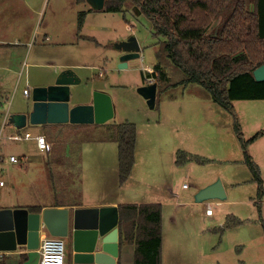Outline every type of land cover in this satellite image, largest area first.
Returning <instances> with one entry per match:
<instances>
[{
	"label": "rangeland",
	"instance_id": "obj_1",
	"mask_svg": "<svg viewBox=\"0 0 264 264\" xmlns=\"http://www.w3.org/2000/svg\"><path fill=\"white\" fill-rule=\"evenodd\" d=\"M89 7L86 0H45L41 30L49 32L51 38L57 33L60 40L69 44L63 49L73 55L81 48L88 50L85 59L80 58L89 66L84 70L86 83L80 88L84 85L94 87L92 93L97 88H102L103 92L112 97L115 116L106 124L76 126L79 130L76 141L83 142L81 150H86L82 176L79 175V168L70 169L65 174L54 161L47 169V157L37 148L35 140H10L9 137L17 134L24 136L29 133L36 137L41 131L52 129L48 124L28 123L17 129L12 122V117L16 114L12 109L6 114L7 128L0 134V176L3 175L7 180V189L15 196L23 195L31 204L42 205L56 201L57 186L62 184L71 189L80 185L78 189L87 190L90 192L89 196L99 193L110 195L117 177H112L114 173L101 177L100 158L97 155L91 157V149L98 145L113 147L103 157L109 169H116L118 148L114 146L115 143L102 146L88 141L100 139L113 125L133 123L138 132L139 175L155 184L152 194L159 197L162 195L159 189L166 192L159 197L164 202V264H264V230L257 210L258 185L253 181V175L245 163L241 142L234 130L233 116L197 87L181 86L172 89L170 96L161 94L157 106L152 109L138 92L139 88L148 84L145 80L148 76L145 68L154 67L157 63L154 44L159 38L153 35L151 23L135 8L126 13L96 11L89 15L87 22L92 26H101L102 29L90 28L86 30V35L97 38L105 45L103 49H98L91 40H82L79 34L80 15L88 14ZM131 36L139 41L141 57L131 61L128 68L120 69L119 59L122 54L115 49V45ZM53 42L46 44L51 45ZM92 51L94 54L91 56ZM94 65L97 66L96 69L91 68ZM99 68L103 69V77L100 76ZM28 84L32 92L33 83L26 84L23 79L15 85L10 97L14 106L21 104V109L25 106V111L30 102L24 91ZM11 86V83L6 85L7 88ZM75 99L78 97L72 98V105L87 104V101L77 104ZM235 107L250 125L251 118L254 120L256 117H264V101H237ZM261 122H264L263 118ZM257 132L259 130H253V127L247 125L243 131L246 139ZM73 138L74 136L68 140ZM260 146H264V134L255 147ZM180 150L209 162H191L178 166L176 160ZM11 156L17 157L19 162H12ZM147 161L149 167H145ZM255 162H259L264 184V155ZM75 164L79 167V162ZM63 175L69 180H58ZM219 180L226 186V200L197 202L199 191ZM232 183L235 184L233 188L230 187ZM183 185H187L188 189H184ZM10 186L13 188L10 189ZM152 187L153 185H149L147 188ZM67 192L66 196L60 194L58 198H67L69 195L72 201H79L81 198L78 194ZM176 194L179 196L176 197ZM218 202L222 204L218 205ZM209 204L214 211L212 218L206 216ZM236 214L241 216L242 225L226 229L224 234L213 232L224 226L231 215L237 216ZM64 240L67 244V239Z\"/></svg>",
	"mask_w": 264,
	"mask_h": 264
},
{
	"label": "trees",
	"instance_id": "obj_2",
	"mask_svg": "<svg viewBox=\"0 0 264 264\" xmlns=\"http://www.w3.org/2000/svg\"><path fill=\"white\" fill-rule=\"evenodd\" d=\"M134 8L149 20L153 35L159 38L154 44L157 63L153 69L158 85L156 106L161 94L170 96L172 89L182 86L201 88L209 99L227 110L234 117V129L244 150L245 162L253 173L262 198L263 181L248 153L250 144L261 134L249 140L244 138L233 102L264 100V81L258 82L254 77V71L264 65V0H106L102 12L126 13ZM85 15H80L79 31ZM56 126L61 130L48 138L53 145L50 162L64 159L61 154L70 141L75 143L72 157L79 155L82 142L75 141L79 132L76 126L80 125ZM137 139V126L133 123L113 125L103 137L96 139L117 143L121 184L126 183L133 172ZM191 162L205 164L209 160L178 151V166ZM61 188L67 191L68 186L61 185ZM32 210L39 212L41 207ZM119 213L121 249L127 245L134 246V264H162L161 207L121 205ZM240 222L232 218L227 227ZM224 231L225 228L213 230L219 234ZM4 259L5 256L0 259V264ZM118 264H121V257Z\"/></svg>",
	"mask_w": 264,
	"mask_h": 264
},
{
	"label": "crops",
	"instance_id": "obj_3",
	"mask_svg": "<svg viewBox=\"0 0 264 264\" xmlns=\"http://www.w3.org/2000/svg\"><path fill=\"white\" fill-rule=\"evenodd\" d=\"M44 4H45V0H0V134L4 132V130H6L7 128V123H6L7 113H9L12 109H13L12 112H16V113L26 112L25 106L22 107L21 109V104L14 106L12 104V100H10V97L13 94L15 85L18 84L19 80L24 79L26 81V84L30 82V83H33L35 87V86L43 85L44 83L47 82V80L48 81L54 80L61 71L68 69V68H73L76 71V73L81 77L82 82L86 83V80L84 78V70L89 68V66L85 64L86 62H82L80 58L83 57V59H85V56L87 55L88 50L86 48H81L79 51L75 52V54L73 55L72 52H69V51H66V49H63L69 44L63 40H60V37L58 36L57 33L53 32L55 36L51 38L49 32L45 30L43 31L41 30V23H42L41 15H42ZM94 12L96 11H94L92 7L90 6L88 9V14H86L87 15L86 20H84L83 27L81 31H79V34L82 40L84 39H87L89 41L91 40L90 42L93 43L96 46V48L103 49L105 45H103L102 42L97 40V38L95 37L86 35V30L90 28L91 29L96 28L100 30L102 29L101 26H92V25H89V23L87 22L89 15ZM53 39H55L54 40L55 42H53ZM51 41L53 42L51 45L46 44L47 42H51ZM93 54H94V51H92L91 56ZM129 65H130V62H129ZM91 68L96 69L97 66L94 65V66H91ZM99 70L102 71L103 69L99 68ZM8 83H11L12 85L10 88L6 87ZM94 89H95L94 87L89 88L87 85V94L83 97L75 99L76 103L77 104L83 103L85 101H87L86 103H89L88 101H90L92 97V91ZM97 90L103 91L102 88H97ZM237 101L248 102V101H264V100H236L233 102V106L235 110H236L235 102ZM5 107H6L7 112H5ZM236 112H237V117H238L239 124L241 126L242 133L245 130V127L247 125V126L253 127V130L255 129L256 131L259 130V132L255 133L251 138H253L258 133L262 135L264 134V125H263L264 122H261V119L262 118L264 119L263 116L260 117L259 119H257L256 117L254 120L251 118L252 124L250 125L244 119L240 111L236 110ZM50 126H52V129L50 130L48 129V131H41V133L38 135L46 136L48 142L52 145V142H50L48 138L60 128L58 129L56 125H50ZM11 128L13 127L11 126ZM243 136L245 138L244 133H243ZM260 137L256 141L251 143L250 146L248 147V153L251 157V160L253 161V163L257 165L258 169L260 168L258 164L259 162L256 163L255 161L260 159V157L264 155V146L255 147L256 144L259 142ZM246 140H249V139H246ZM75 142L77 143V141ZM88 142L89 143L91 142L94 144L99 143V144H102V146H107L111 143H115V142H106V141H101V140L88 141ZM137 143L139 145L138 140H137ZM73 144H75L74 141H70L66 143L65 148L61 154V156L64 157V159H60V161H55V163H58L60 165L59 167L62 168V172H64L65 174H67V172L70 169L79 168V175L82 174L83 176L84 168L82 167V164H85L86 162V150L82 148V150H80L79 152V155H75V157H72ZM115 144L116 145L114 146L118 148L117 143ZM52 148H53V145H52ZM112 148L113 147H101L98 145V147H96L95 149H91V157H94V155L95 156L97 155V157L100 158L99 170L102 171L101 177H106V175L109 173L111 175L114 173L112 177L113 176L117 177L115 181L116 183H113L112 193H110V195L108 193L107 194L99 193L94 196H89L90 192L84 189L79 190L78 187H80V185H78V187L76 188L67 189V191H69L70 194L75 193V194H78L79 197L81 196L79 201H75V200L72 201L69 198L70 195L67 198H64V197L58 198L60 194L61 195L63 194L64 196L68 194L66 190H62L61 185H60V186H57V193L55 194L56 201L52 202V204H43V205L42 204H31V201H26V199L23 198V195L15 196L13 192H10L11 190L9 191V189H7L8 182L5 178H3V175H2L0 176V181H3L5 184L4 186L0 187V210L1 209L26 208L31 213H40L46 209H54V208L55 209H70L72 211L78 208H103V207H118L119 208L121 205H134V204L135 205H159L162 210V223H163L164 222V216H163L164 215L163 214L164 202L160 200L159 197H162L163 194H166V192H163L161 189H159V193L162 194L161 196L158 197L155 194H152L153 189H155V184L151 182H147L143 178V176L139 175L140 173L138 172V169H137L140 165L139 147H136V163H135L133 172L130 178L124 184H121L119 181V161H118V165L116 169L113 167L109 169L108 168L109 166L106 164L105 158L103 157V154L107 155V150L108 149L111 150ZM100 153L101 155H99ZM243 153H244V150H243ZM43 154L47 157L46 167L47 169H49V166L52 164L50 162L52 159V153L50 154L43 153ZM88 155H89V152H88ZM24 157L26 158V156ZM69 160L70 161L72 160L71 162H73L74 160V163L69 162ZM75 162H79V167L77 166L78 164H75ZM148 162L149 161L145 163V167H149ZM12 167L14 166H11V168ZM80 167H81V170H80ZM247 167L249 168L248 164H247ZM13 171L15 170L13 169ZM104 172H106V174ZM250 172L253 175L251 170ZM259 172H260V169H259ZM93 173H95V171H93ZM260 175H261V172H260ZM60 179L63 180V182L66 180H69V178H66L65 175L60 176L58 180ZM253 181H254V176H253ZM149 185H153L152 189L147 188ZM234 185L235 184L232 183L230 184V187L233 188ZM14 186L16 187V185ZM11 188L13 187L10 186V189ZM162 189L165 190V188H162ZM184 189H188V188H184ZM225 190H226V186H225ZM175 196L178 197L179 195L176 194ZM257 198L259 200V202L257 203L258 204L257 210H259L258 214H260L259 215L260 224L264 230V227H263L264 225V195L262 196V198H260L259 194L257 193ZM217 204L221 205L222 203L218 202ZM37 207L38 208L41 207V210L39 212L32 210ZM236 215L238 217L235 215H231V219L236 218L240 220L241 221L240 224L227 227V224L230 221V219L227 218L228 219L227 223L220 228H225L226 230L229 228L242 225L243 222L241 220V216H239L238 214ZM206 216L212 218L214 216V211H213L212 216H209L207 214ZM47 237H51V236L49 235L47 231L45 230L42 231L41 243ZM251 241L252 240H247V242H251ZM66 245H67L66 264H85L84 262L81 261L82 255L77 254L73 251L72 243L69 239H67ZM165 248H166V243H165L164 228H163V248H162V262L163 263L162 264L165 263L164 262L165 261L164 259ZM134 252H135V248L133 245H127L121 249L120 241H119V256L117 258V264L119 262V257H121V264H134ZM6 253L7 254L5 255L4 261H2V264H40V259H41L40 247L39 249L34 250V251L29 250L26 247H21L18 249V251L6 252Z\"/></svg>",
	"mask_w": 264,
	"mask_h": 264
},
{
	"label": "water",
	"instance_id": "obj_4",
	"mask_svg": "<svg viewBox=\"0 0 264 264\" xmlns=\"http://www.w3.org/2000/svg\"><path fill=\"white\" fill-rule=\"evenodd\" d=\"M94 11H103L106 0H86ZM139 12V11H138ZM139 14H141L139 12ZM115 49L122 56L119 68L126 69L129 62L141 57L142 48L138 39L131 36L118 42ZM255 80L264 81V65L254 71ZM73 68L61 71L54 80L35 86L29 97V107L24 113L12 117L19 129L30 125H92L106 124L115 116L112 97L100 90L92 93L87 104L72 105L75 97L87 94V85ZM157 83L139 88V94L154 109L157 102ZM227 198L221 180L205 187L196 196L199 203L209 200L224 201ZM120 213L118 207L46 209L31 213L26 208L0 210V251L15 252L21 247L37 250L42 231L50 236L69 239L73 251L81 254L85 264H117L119 256Z\"/></svg>",
	"mask_w": 264,
	"mask_h": 264
},
{
	"label": "built area",
	"instance_id": "obj_5",
	"mask_svg": "<svg viewBox=\"0 0 264 264\" xmlns=\"http://www.w3.org/2000/svg\"><path fill=\"white\" fill-rule=\"evenodd\" d=\"M148 76L146 77V81L148 84L156 83L157 77L154 76L153 67L145 68ZM100 76H103V72H100ZM30 88L29 85L25 89L26 97H30ZM10 140L13 141H28V140H36L38 149L43 153H50L52 151V145L48 142L46 136L38 135L36 137H32L31 134L25 133V135L17 134L15 136L9 137ZM11 161L14 163H18L19 160L17 157L12 156ZM4 182L0 181V187L4 186ZM183 188H187V185H183ZM206 214L209 216L213 215V207L211 204L208 205ZM7 253L0 251V259H2ZM40 264H66V242L63 238L58 237H47L45 238L40 245Z\"/></svg>",
	"mask_w": 264,
	"mask_h": 264
}]
</instances>
